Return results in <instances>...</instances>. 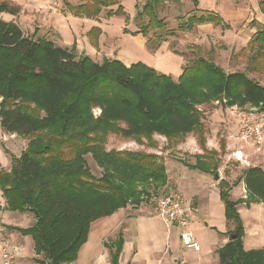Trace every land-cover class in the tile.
I'll return each mask as SVG.
<instances>
[{"label":"trees","instance_id":"1","mask_svg":"<svg viewBox=\"0 0 264 264\" xmlns=\"http://www.w3.org/2000/svg\"><path fill=\"white\" fill-rule=\"evenodd\" d=\"M61 1L62 11L78 18L97 20L102 11L106 17L125 14L121 0ZM135 1H142L141 7L136 5L135 17H146L147 22L133 34L147 37L148 30L166 26L157 8L181 0ZM191 1L197 5V0ZM20 11L14 2L0 0V14L16 16ZM179 20L181 32L204 23L229 28L213 11ZM98 33V27L88 32L93 46ZM158 40L150 48L164 41ZM246 51L250 55L245 56ZM238 55L253 67L259 65L264 59V27H257L247 46L234 56ZM214 102L222 108L264 107V85L246 71L226 72L203 55L187 61L177 80L141 62L128 66L111 58L99 62L84 53L77 55L75 44L59 46L36 31L24 33L14 20L0 18V128L28 138L19 156L10 155V169L0 168V192L4 210L34 217L28 228L5 227L31 237L34 254L42 256L35 259L39 263H71L87 241L93 221L168 192L162 157L145 151H107L105 142L111 133L138 144L145 140L151 147L157 145L154 135L180 144L192 134L203 152L193 154L194 162L184 165L219 180L224 145L220 152L206 149L208 130L202 110ZM89 154L100 168L99 176L87 165ZM240 182L245 197L233 201L230 190ZM218 188L224 217L234 224L230 234H236L217 250L218 263L264 264V246L244 248V227L236 208L240 203L264 204V169L248 166L232 183L220 179ZM122 245L121 234L104 244L110 264H118Z\"/></svg>","mask_w":264,"mask_h":264},{"label":"rangeland","instance_id":"2","mask_svg":"<svg viewBox=\"0 0 264 264\" xmlns=\"http://www.w3.org/2000/svg\"><path fill=\"white\" fill-rule=\"evenodd\" d=\"M13 1H15L20 7L24 5V3L29 4L25 5L24 7L22 6L21 10L23 9V12L20 11V15H17L19 16L17 18V23L20 24V27L24 33L31 35L36 31L37 35H45V37L50 39L54 33L46 27L39 29V27H37L38 23L47 25L49 23L52 24V22L57 23L58 21L60 24L59 25L57 23L58 27L62 28L68 34V42H71L73 45L78 41H82L81 43H84L82 48L87 49L88 51L89 48L87 45L91 46V57L93 59H97L99 62H101L104 58L120 57L121 59L128 61L130 64L141 62L154 69L156 65L171 67V71L174 74L170 76L174 80H177L180 75V66H176L174 62H171L172 57L169 54L170 52L173 53L174 57L176 58L177 56L183 57L185 63L192 60L197 55H203L211 58L226 72L246 71L250 78L254 79L259 84L264 85V59H262L257 67H253V65L247 63V58H245V56L250 55L248 51L245 52V56L238 55L235 57L234 55H237L242 47L238 48L231 45V42L229 41L230 39H223V33L221 37L215 33L205 35L198 32L197 26H195L191 31L187 32H181L177 30L180 17L186 19L190 15L199 16L203 11L190 3L184 4L180 2H165L164 4L160 5L157 8L158 15L165 20L166 26L162 30H148V34L145 39H149V42L147 44L148 46L144 47L140 41L134 37L135 34H133L142 28V26L147 22L146 17H143L142 19L135 17L136 5L141 7L142 1L121 0V4L125 12L123 15H113L106 17L105 11H102L100 19L98 20L79 18L75 21H72V19L66 20L61 14L59 15L58 11H54L59 9L60 0H33L35 2H28L25 0ZM69 2L71 4H76L79 2V0H69ZM34 12H39L40 17H37ZM42 17H45L46 20H43ZM0 18L8 21L12 19L13 16L4 13L0 14ZM92 27L99 28L95 46L91 45L88 39V32ZM217 27L219 28V26ZM239 27H241V25ZM72 31L74 32V35L72 34ZM172 31H174L175 34L173 36L168 35V33ZM218 31L219 30H217V32ZM64 35L65 33L63 36ZM160 37H162L164 41H162L158 47L150 48L151 46L157 45V42L159 41L158 38ZM53 40L56 39L53 38ZM76 54H80L77 48ZM248 108L249 107L240 108L235 106L234 108L227 107L222 109L218 102H214L210 105L202 107L204 112L203 124L205 127L207 129H212V132L218 130L217 142L219 147L221 146V143L224 145L223 142H225L224 137L227 133V130L224 128V126L227 124L229 125L228 119L233 120L235 123L236 112H238L240 109L245 110ZM98 113L99 110L95 109L94 114L97 115ZM231 130L232 127L229 130L230 135L234 133V130ZM222 133L224 134V137L221 136ZM230 135H228L229 138ZM194 138L196 139V137ZM153 140L157 143L155 147L149 146L145 140H143L142 144H138L131 139H126L111 133L108 134L106 138L105 149L107 151H145L157 154L162 157L165 166H167L168 174H171L170 168L175 165L181 167V165H184L185 162L189 164L194 162L192 157L193 154L191 153L193 151H190L192 149H185L181 147L179 149V144H177L178 140L168 142L163 136L159 135H154ZM27 142V137L5 133L0 128V168L9 170L11 167L10 155L19 156L20 153L25 149ZM243 148H245L248 158L246 160L247 162L244 160L242 161L244 162L242 166L245 168L251 165H259L264 169V165L262 163L264 156L258 151H255V149L249 145H244ZM223 153L220 157V170L218 171L219 174L220 172H224V170H230L234 168L240 170L242 168L239 164L241 161H236L234 157H231V159H226ZM85 160L92 174L99 176L100 168L93 161L90 154L85 156ZM229 181L232 182L233 178H229ZM159 195L156 197L150 196L139 206L128 205L127 207H129L134 212L142 211L140 210L141 207L143 210H145L143 211L144 213L147 211H153ZM242 195L243 197L245 196L244 193ZM1 196L2 195L0 192V203L3 202ZM238 196V190H232L230 199L234 200ZM236 208L244 227V236L242 238L243 246L248 245V243H252V249L262 247V245H264V235H262L264 234V229H262L264 228V204L261 202H253L250 203L249 206H246L244 203H240L236 206ZM194 216L192 219V230L197 236L199 250L194 251L192 249H186L183 246L181 240L177 238V240L174 242L175 244L170 246L172 252H170L169 248L166 247V253L169 252L168 254L170 255L169 259V257H165V255L161 254L164 250L165 244L164 242H159L157 248L154 249L155 251L159 252L158 254H152L150 264H217V250L219 246L215 244L220 242V231H222V229L225 227L227 220L222 219V221L215 218V227L206 228L203 223H200L199 218ZM3 219H5L7 223H11L20 227L28 226L26 217L18 212L7 211L6 218ZM233 228L234 224L232 222H227L225 230L226 240L228 239V236L232 232ZM5 230L10 231L8 228H5ZM110 236L107 238H102L99 242L100 245H102L103 242L107 244L110 241H113L116 235L113 238H110ZM27 242L23 243V251L16 257L17 264H36L30 256L31 253L34 252L33 248L31 247L29 241ZM90 244L97 250L98 242L96 238H91ZM173 251H175L176 254L174 253L173 255ZM91 255L92 256L90 258L93 264H108L104 256H102L98 262V256H94V253ZM39 258H42V256L40 255ZM80 261L81 260L78 261V264L82 263Z\"/></svg>","mask_w":264,"mask_h":264},{"label":"crops","instance_id":"3","mask_svg":"<svg viewBox=\"0 0 264 264\" xmlns=\"http://www.w3.org/2000/svg\"><path fill=\"white\" fill-rule=\"evenodd\" d=\"M10 1L16 4L15 1L13 0ZM25 1L29 2L33 0H25ZM180 3H184V4L190 3L193 5L191 0H181ZM25 5H29V4L24 3V5L22 6L24 7ZM196 7L199 8L200 10L213 11L219 14L223 18L224 22L229 25L228 29L223 30L221 27L218 28L217 26H214L211 23L198 24L195 25L197 26L198 32L205 35L215 33L219 37H221L223 33L224 34L223 39H230L229 41L231 42V45L236 46L238 48L241 47L243 48L248 44L252 35L256 32L257 27L260 26L264 27V0H197ZM61 9L63 10V5L60 0L59 9L54 11H58L59 15L61 14L66 20L72 19V21H75L79 19L78 17H74L69 13L63 12ZM21 11L23 12V9ZM34 14L37 17H40L39 12H34ZM18 17L19 16L17 15L13 16V18L10 20H14L15 22H17ZM42 18L43 20H46L45 17ZM98 19H100V17ZM57 23L59 24L58 21ZM57 23L52 22V24L49 23L47 25L38 23L37 27H39V29L42 27L43 28L46 27L47 29H50L54 33L52 34L53 36H51L50 39L54 41L55 44L62 47L71 48L72 43L68 42V38H67L68 34L62 28L58 27ZM240 25L241 27H239ZM217 30L219 31L217 32ZM63 32L65 33L64 36H63L64 34ZM72 34L74 35L73 31ZM64 37L67 39H65ZM134 37L138 39L144 47H147V40L145 39L144 36H142V34L136 33ZM53 38H55L56 40H53ZM81 42L80 41L76 42L75 45L77 50L79 51L80 54L84 53L85 55L91 57L90 51H92V47L87 45L89 48L88 51L87 49L82 48L84 46V43ZM169 54L172 57L171 62H174L176 66L177 65L180 66L179 68L181 73L182 68L185 65V61L183 60V57L177 56L176 58L174 57L173 53L170 52ZM109 58L118 59L125 65L127 66L130 65L128 61L123 60L120 57H115V58L109 57ZM94 60L98 61L97 59ZM161 66L156 65L155 69L167 75L174 74L171 71V67H163V66L161 67ZM235 115H236L235 123L233 122V120L228 119L229 125L227 124L224 126V128L227 130L225 137L223 133L221 134V136L225 138L223 155L225 156L226 159H231V157H233L234 150L238 148L235 145V142L228 136L230 135L229 130L231 129V127L232 130L234 131L237 127V114ZM232 123L234 124V127ZM207 130L208 133L206 135V141H205L206 149L215 150L219 152L220 147L217 142L218 130H216L215 132H212V129H207ZM178 146L179 149L180 147L185 149L191 148L192 150L190 151H193L191 152L192 154H201L203 152L192 134H188L184 139V141L180 143ZM262 150H264V141L262 144ZM258 152L264 156V153L262 151H258ZM242 154L244 161H246L248 156L246 154L245 148H243ZM243 163L244 162L239 163L242 167L240 170L234 168L230 170H224V172H220V174L218 173L219 180L225 179L229 183H232L229 181V178H233V180H235L236 177L240 175L245 168H247V167L244 168L242 166ZM262 163L264 165V158ZM170 169H171V174H168V168L166 166V172L168 176V186L180 192L183 195L185 201L193 205L195 209L194 217H198L200 223H203L206 228L207 227L214 228L215 227L214 222L216 220L215 218H217V220H222V219L225 220L224 205L219 197V188H218L219 180H216L209 173L201 172L197 169H190L185 165H181V167L175 165ZM219 170L220 169L218 168V171ZM232 190H236V191L238 190L239 192V196L233 201L245 197V196L243 197L242 195L243 193L245 194V186L243 182H240L238 185H236L230 190V196ZM0 206H1L0 247L5 242L9 244H13L18 248L17 256L20 255L21 252L23 251L22 245L24 242L26 243L27 241H29L31 247L33 248V241L29 235H22L15 230H10V231L5 230L6 225L15 226L19 228L30 227L34 222L33 215L28 212L20 213L21 215L26 217V221L28 225L27 227H20L17 225H13L11 223H7L5 219H3L6 218L7 215V211L3 209L4 200L2 203H0ZM140 210L142 211L134 212L129 207H125L115 211L113 214L107 217H103L93 221L90 225L87 241L81 246L77 255V259L71 263L78 264V261L81 260L80 262L82 263L80 264H93L91 262L90 257L92 256L91 254L94 253V256L95 255L98 256L99 259L98 262L100 261L102 256H104L108 264H110L109 250L107 247L104 246L105 244L104 242L102 243V245H100L99 242L102 238L104 237L107 238L110 235H111L110 238H113L116 235L115 236L116 239L119 234H121L123 238V245L119 256L118 264H150L152 254H158L159 252L154 250L155 248H157L159 242H164L165 244L164 250L162 251L161 254L165 255V257L166 256L169 257L170 259V255L168 254L169 252L166 253V247H168L170 252H172L170 246L175 244L174 242L177 240V238L180 240L179 229L173 224L166 223L162 218L156 215L155 206L153 211H147L146 213L143 212L145 210H143L142 207ZM226 225L227 222L225 224V227L222 229V231H220V236H219L220 242L218 244H215L219 246L218 249L228 241V239L226 240L225 238ZM194 236L198 241L197 236L195 234ZM91 238H96L98 242L97 250L91 246L90 244ZM251 246H253V244L248 243V245L244 246V248L246 250H249L252 249ZM263 246L264 245H262V247ZM174 253L175 251H173V255ZM30 256L35 261L36 264H41L35 260L36 258L42 260V258H39L40 255H35L34 252H32ZM217 264H219L218 258H217Z\"/></svg>","mask_w":264,"mask_h":264},{"label":"built area","instance_id":"4","mask_svg":"<svg viewBox=\"0 0 264 264\" xmlns=\"http://www.w3.org/2000/svg\"><path fill=\"white\" fill-rule=\"evenodd\" d=\"M231 106L230 108H234ZM238 123L230 138L238 147L233 152L237 161H243L242 150L249 145L257 151H262L264 141V107H249L236 112ZM157 215L165 222L175 225L179 229L180 240L186 249L199 250L198 242L192 230V219L195 209L187 203L183 195L170 188L168 192L159 196L155 203ZM18 248L6 243L0 247V264H17Z\"/></svg>","mask_w":264,"mask_h":264},{"label":"water","instance_id":"5","mask_svg":"<svg viewBox=\"0 0 264 264\" xmlns=\"http://www.w3.org/2000/svg\"><path fill=\"white\" fill-rule=\"evenodd\" d=\"M235 238H236V234H235V233H232V234H230V235L228 236V241L233 240V239H235ZM48 264H50V263H48Z\"/></svg>","mask_w":264,"mask_h":264}]
</instances>
